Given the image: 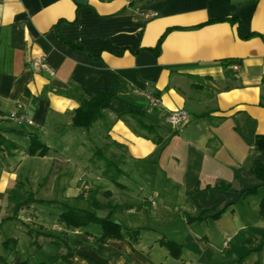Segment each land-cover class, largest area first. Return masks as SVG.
I'll return each instance as SVG.
<instances>
[{"label":"crops","instance_id":"0c3cea01","mask_svg":"<svg viewBox=\"0 0 264 264\" xmlns=\"http://www.w3.org/2000/svg\"><path fill=\"white\" fill-rule=\"evenodd\" d=\"M40 58L53 75L40 68ZM145 93L158 98L156 108ZM98 94L113 96L102 118L88 131L74 128L75 110ZM177 109L189 121L173 129L163 118ZM13 112L31 124L5 119ZM137 123L152 125L160 141ZM0 130L18 146L0 155V264H35L52 248L35 233L65 240L72 264H239L243 256L244 264H264V182L250 172L254 161L264 168V148L255 149L256 138L264 137V0H0ZM78 130L94 153L102 149L119 162V184L146 181L140 190L149 215L162 206L171 221L208 212L203 220L218 216L215 225L232 224L215 228V238L207 228L186 241L175 236L171 241L182 247L176 259L154 232L141 231L133 245L126 236L97 243L57 218H26L27 209L14 215L9 193L17 183L23 195L59 183V173L45 181L30 167L51 150L42 158L28 156L27 134L48 146L52 136L71 142L68 135ZM90 162L66 172H81L77 182L92 191H112L101 175L103 163ZM254 187L255 194L241 196ZM198 224L186 225L191 231ZM9 239L16 244L6 248ZM63 253L58 249L40 261L63 264Z\"/></svg>","mask_w":264,"mask_h":264},{"label":"rangeland","instance_id":"374dc122","mask_svg":"<svg viewBox=\"0 0 264 264\" xmlns=\"http://www.w3.org/2000/svg\"><path fill=\"white\" fill-rule=\"evenodd\" d=\"M70 134V132H67ZM82 134V135H81ZM76 136L73 137V135H68L67 140H71V142H66L64 139L65 137L60 136H52L51 142H48V146L50 147V155L47 156V160H41L35 163L34 161L30 162V167L34 168V171L37 170V173L39 176H44V180H53L57 173H59V183L56 184L55 182L49 183L48 185L51 186V189L49 190H35V188H31L32 191L30 192H24L25 195L30 193L34 199H44L48 201H58L60 204H63L68 207H73L77 209L82 210H89L92 211V207H90V204L96 199L100 201L101 203L110 202L112 205H117L118 207L113 211L112 213V220L115 224L121 225L122 229L124 230H139L141 231H147L151 233H155L156 237H163L168 240H173L174 237L179 239L180 241L184 240L188 237V235H191L192 233L200 232L202 235L204 234V229L207 228L209 235L213 238H215V228L219 230V226L225 227L226 225L232 224L230 222L224 221L222 223H217L215 225V219L209 218L207 220L202 221H196L193 223H199L198 225H195V227L191 228V231L188 230L186 219L180 216L176 217L178 218V221H171L170 218H174L168 214L167 210L168 207H162L159 206L158 208V214L155 212L154 215L148 214V206H145L142 204V195L140 188L146 187V181L144 179H141L142 182L135 183V179L126 181L128 187L124 188H117L115 185L109 182L108 187L112 186V191H107V187L105 189H99L97 191H92L88 185L87 182L82 184L83 180L77 182L78 176H82V173L74 170L69 173L66 172L70 166H74L73 164L80 163L81 165H85L93 161V159H90L91 155H93V147L88 141L87 138H84V132L81 130H78V133H75ZM74 138V139H72ZM84 144V146L82 145ZM65 145L67 148H65ZM56 150V151H55ZM48 154V153H47ZM107 155V154H105ZM108 156V155H107ZM45 157V156H44ZM111 157V156H109ZM42 158V157H41ZM114 158V157H113ZM95 160V163H97V166H101V163L99 161ZM91 163V162H90ZM94 163V164H95ZM91 165V164H90ZM93 168V166H91ZM100 170V169H98ZM44 173V174H43ZM44 180H41V184L44 182ZM137 181V180H136ZM33 182V181H32ZM69 183L70 188H67V190L63 191L64 187L62 186V183ZM36 187V186H35ZM109 187V188H110ZM129 188V189H128ZM82 192V195H80ZM104 192H110L111 195L109 198H106L103 196ZM38 194V195H37ZM167 198H169L167 196ZM38 205V204H37ZM36 204H30L28 207H25L24 209L26 213V218H57L58 210L54 207H47L41 205V209L39 207H34ZM30 207V208H29ZM29 208V209H28ZM141 208L146 210H141ZM23 210V209H22ZM129 210V211H126ZM23 212V211H22ZM60 213V211H59ZM103 213H106L103 212ZM103 215L102 213H99ZM104 216V215H103ZM185 216V215H184ZM228 216V215H227ZM222 217V218H227ZM97 217V216H96ZM104 218V217H103ZM238 218V217H237ZM246 218H248L246 216ZM183 221H182V220ZM182 224V225H181ZM187 224V225H186ZM219 224V225H218ZM83 230L87 234H91L92 237L94 236V240L97 243H104L98 241V238L100 236V228L97 225H89ZM99 232V233H98ZM41 233H35L37 236ZM173 237V238H171ZM235 241V242H234ZM239 238H233V244H238ZM178 243V242H177ZM59 247L57 245L52 244V248L47 249L45 253H41L40 258L45 255L46 257H50L53 255L52 252L54 251L58 252ZM54 250V251H53ZM40 258H38L34 263L38 264L40 261ZM45 264V263H44Z\"/></svg>","mask_w":264,"mask_h":264},{"label":"trees","instance_id":"16d2710c","mask_svg":"<svg viewBox=\"0 0 264 264\" xmlns=\"http://www.w3.org/2000/svg\"><path fill=\"white\" fill-rule=\"evenodd\" d=\"M170 29L166 30L158 39L155 48L152 49L155 55H158L161 50V45L163 40ZM111 94H98L93 98L86 99L81 102L80 106L75 110L73 118H72V126L74 128H80L85 131L90 130L92 125L102 118V111L106 109L112 100ZM138 128L142 131H145L149 135L153 136L155 142H159V136H157L155 130L152 125L137 123ZM2 130H0V155L5 153L7 155H12L13 151L18 149V146L14 143L8 141L4 138L2 134ZM29 145L26 149V154L31 157H44L49 152L50 148L40 142L36 135L32 132L28 134ZM264 148V137L258 136L255 140V149L262 150ZM93 160H97L103 163V172L102 177L111 182L117 188H124L121 184L117 182L118 178L123 175V172L119 169V162L113 159L112 157L106 156L102 149H98L94 155ZM251 174L255 177V179L259 182H264V168L263 165L254 161L252 167L250 169ZM257 187L246 190L241 193V196H249L256 193ZM82 195V192L81 194ZM111 195L110 192H104L103 196L109 198ZM9 200L13 203V214L16 215L20 210L28 207L31 203L43 205L47 207H54L58 210L57 220L59 223L63 224L67 229H81L85 228L89 225H97L100 228V236L98 241L105 242L108 239H117L122 240L124 236L128 238V241L133 245L138 242L139 239V230H124L121 225L115 224L112 220V213L118 207L117 205H112L109 201L106 203H101L98 200H94L90 207H92V211L82 210L73 207H68L63 204H60L58 201H48L43 199H34L33 196L28 193L27 195H23L20 192V183H17L15 188L9 193ZM260 215H264V197L262 198L259 205ZM60 211V213H59ZM106 213H103L105 212ZM98 213H102L104 218H97L96 215ZM208 212H200L196 216L185 215L186 223L191 224L193 222L202 221L203 215ZM218 216H214L213 218H217ZM42 237L43 239L49 241L53 245H57L59 249L64 251L63 254L59 256L61 262L63 264H72L70 258L72 256V249L68 246L65 240L57 238L55 236L49 234H40L36 237ZM9 243L16 244L15 240L9 239L3 243V245L7 248ZM157 243L165 248L169 254L178 259L181 254L182 247L171 240L161 238L157 240ZM32 246L34 249H39V244L37 240L32 242ZM245 256L239 259V264H244ZM24 264V263H23ZM38 264H44L43 262H39ZM258 264V263H254Z\"/></svg>","mask_w":264,"mask_h":264},{"label":"built area","instance_id":"2783aa9c","mask_svg":"<svg viewBox=\"0 0 264 264\" xmlns=\"http://www.w3.org/2000/svg\"><path fill=\"white\" fill-rule=\"evenodd\" d=\"M36 62L39 64L40 68L48 71L51 75L54 74L53 71L49 69L47 64L45 63L44 59L40 58L37 59ZM231 69L234 72H238V65L233 64ZM144 98L146 99L148 106L151 108H156L158 106V98L153 95L152 93H145L143 94ZM18 109H21V106H18ZM5 119L17 122L18 124H27L30 125L31 121L22 113L13 112L10 113L5 117ZM164 122L173 129H180L185 126L189 121L188 113L184 109H177L174 111L169 112L164 118ZM229 242V239L226 240V243Z\"/></svg>","mask_w":264,"mask_h":264},{"label":"water","instance_id":"95a60500","mask_svg":"<svg viewBox=\"0 0 264 264\" xmlns=\"http://www.w3.org/2000/svg\"><path fill=\"white\" fill-rule=\"evenodd\" d=\"M137 1H139V0H137ZM96 216H97V218H103L104 217L103 215H101L99 213Z\"/></svg>","mask_w":264,"mask_h":264}]
</instances>
